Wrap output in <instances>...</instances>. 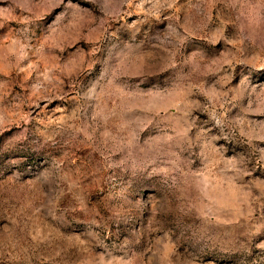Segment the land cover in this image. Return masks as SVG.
<instances>
[{
    "label": "rangeland",
    "instance_id": "rangeland-1",
    "mask_svg": "<svg viewBox=\"0 0 264 264\" xmlns=\"http://www.w3.org/2000/svg\"><path fill=\"white\" fill-rule=\"evenodd\" d=\"M0 264H264V0H0Z\"/></svg>",
    "mask_w": 264,
    "mask_h": 264
}]
</instances>
